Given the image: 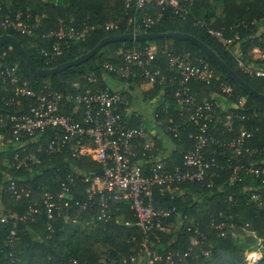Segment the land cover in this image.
<instances>
[{"label":"trees","instance_id":"obj_1","mask_svg":"<svg viewBox=\"0 0 264 264\" xmlns=\"http://www.w3.org/2000/svg\"><path fill=\"white\" fill-rule=\"evenodd\" d=\"M0 1H7L9 8L13 10L20 8L25 11L29 8L32 12V21L42 16L43 27L40 32L55 27L57 18H63L68 26L71 24L77 28L104 24L108 21L117 23V27L110 30L104 28L91 30L85 40L71 41L64 54L55 58L45 57L40 52L39 46L47 45L44 38L20 34L15 30H4L0 27V35L4 33L15 35L39 68H50L75 59L92 49L101 39L112 34L181 31L203 40L245 81L264 94V75L245 73L236 59L240 57L247 63L252 58V48L255 45L264 47V33L263 36L257 35L258 21L264 24V0H179L183 11H177L170 5L161 9L152 2L137 8L134 0H131L129 5L126 0ZM217 1L221 2L219 9H217ZM7 11L6 4L1 3L0 15ZM159 14H161L159 20L151 27L142 24L144 17H157ZM208 29L219 31L226 38H233V43L224 45L215 35L208 32ZM238 42L242 51L240 55H236L233 51V46ZM148 44L157 46L155 63L167 77L162 84L157 82L147 90L151 97L158 95L163 100L155 107L156 118L163 128L166 129L182 120L179 115L180 106L174 96L177 83L168 79L171 70L168 66L167 54L189 52L193 60L207 61L215 69L217 76L210 84L191 81L192 91H195L201 99L211 92L219 91L222 83L231 85L233 96L230 101L238 103L241 97L245 99L242 106L236 109L237 113L245 115V119L233 120L232 125L235 130L231 133V137L238 133L237 128L246 126L252 131L247 146L249 148L264 146V102L232 81L211 57L189 40L160 37L133 42H110L84 62L48 76H38L34 73L11 45L7 43L0 45V52L7 50L8 62L18 63L23 79L28 80L36 88L48 85L51 89L65 94L87 93L98 87L108 86L107 77L115 78V75L104 67L105 62L119 66L122 63V51L133 46L143 47ZM91 73L97 77L95 82L87 78ZM141 82H145L144 79L136 76L130 78L129 84ZM162 89L163 94H161ZM122 91L123 94H127L124 89ZM31 104H34L33 100L22 99L20 106L4 107L0 104V107L5 111L25 112ZM73 108L74 104H69L63 111L71 114L74 112ZM131 124L137 125L138 121L134 120ZM194 130L193 123L185 122L179 128L177 137L172 131H168L176 144L168 164L181 162L184 152L193 146L194 140L189 134ZM213 132L215 136L224 139L230 134L221 126ZM51 135L52 131H48L40 142L44 144ZM10 139L11 135H6L5 142L0 143V212L24 214L31 198L39 199L43 190L51 192L59 190V181L76 169L86 174L101 173L100 165L89 157L73 158L66 152L53 155L49 162L30 164L27 168L17 169L12 162L17 145L12 144V141L6 142ZM32 146L36 144L33 143ZM41 156L46 158L43 152ZM142 160L143 158H140L137 162ZM250 160H264V155L247 156L245 159L247 162ZM259 165L264 166V163ZM228 176L229 172L223 171L219 178H214L213 186L201 182H189L174 186L171 191L155 188V210L175 207L176 212L171 213L166 219L167 223L172 224L166 225L162 231L153 232L149 245L161 254H166L169 250L180 253L179 256L173 257V262L163 260L155 264H264V182H262L264 176H246L241 182L233 185L229 184ZM9 179L29 187L32 190V197L23 196L19 200L15 199L5 189ZM85 186L84 182H77L74 198L85 197ZM250 191H254L261 199V206L248 199ZM230 196L233 202L229 200ZM64 213L52 219V231L47 227L48 216L41 208L40 213L35 215L34 221L29 219L23 225L20 224L17 238L11 244H6L11 225L0 222V264H69L73 259L87 264H122V259L131 255L137 247V242L130 239L131 236L141 238L142 232L134 224L135 214L126 201L119 202L113 208L108 222L98 220L93 223L88 222L96 213V207L91 210L74 207L68 210L66 215ZM230 214L231 219L228 217ZM223 221L227 225L234 222L235 226L232 229L238 233H245L242 229L246 228L254 234H246L242 244L239 238L232 237L231 229L225 226L224 230L227 234L221 236L218 225ZM200 233L205 237L199 243L197 240ZM96 242L108 245L106 258L95 246ZM205 251H208L207 255ZM186 252H188L187 256L182 257ZM257 252L261 254L259 257L254 255ZM249 254H252L251 258Z\"/></svg>","mask_w":264,"mask_h":264},{"label":"built area","instance_id":"obj_2","mask_svg":"<svg viewBox=\"0 0 264 264\" xmlns=\"http://www.w3.org/2000/svg\"><path fill=\"white\" fill-rule=\"evenodd\" d=\"M126 1L129 5L131 0ZM134 2L137 8L152 2L161 9L170 5L177 11H183L179 0ZM6 7L8 11L0 15V27L44 38L47 45H40L39 49L48 58L63 55L71 41L85 40L95 28L110 30L117 27L115 21H108L104 24L77 28L71 24L68 26L63 18H57L55 27L40 32L43 27L42 16L32 21V12L29 8L23 11L20 8L11 10L9 4H6ZM160 16L161 14L157 17H144L142 24L151 27ZM208 32L215 35L224 45H230L234 41L233 38L224 37L219 31L208 29ZM157 53L158 49L154 44L133 46L122 51V63L119 66L105 62L104 67L125 85L129 84L131 77L136 76L142 77L151 86L157 82L162 84L167 77L155 63ZM8 55L7 50L0 52V104L11 107L20 106L22 99L34 101L25 112L5 111L0 107V143L5 142L6 135H11V139L6 142L12 141V144L17 145L12 160L15 168H27L30 164L49 162L53 155L66 152L73 158L89 157L100 165L101 173L86 174L76 169L59 181V190L55 192L43 190L39 199L31 198L24 214L0 212V222L11 225L6 244H11L17 238L20 224L23 225L29 219L34 221L41 208L48 216V229L53 231L52 219L63 212L66 215L71 208L91 210L96 207V213L88 222L93 223L97 220L108 222L113 208L119 202L126 201L135 214L134 224L142 234L140 239L135 235L131 236L130 239L137 242V247L131 255L123 258L121 263L155 264L163 260L173 262V257L179 256V252L173 253L169 250L166 254H161L149 245L153 232L162 231L166 225H170L166 219L171 213L176 212L175 207L155 210V188L171 189L189 182L213 186L214 178H219L223 171L229 172L230 185L241 182L246 176H264V166L259 165L264 163V160L245 161L247 156L264 155V146L261 148L247 146L252 131L246 126H240L236 129L238 133L231 137L235 130L233 120L245 119V115L236 112L245 99L241 97L238 103L231 102L233 88L224 83L221 84L219 91L198 98V94L192 91L190 82L210 84L217 76L215 69L207 61L193 60L189 52L167 54L171 70L168 79L177 83L174 96L180 106L179 115L182 120L166 129L162 127L160 121H156L155 124L164 133L172 131L175 137L185 122H191L195 126V130L189 134L194 140L193 146L184 152L180 163L172 165L168 164V160L153 155L155 129L148 128L146 116L127 113L128 100L122 90L106 86L87 93L65 94L51 89L48 85L36 88L28 80L23 79L18 63L8 62ZM260 58L264 60V47L260 48ZM236 59L245 73L264 75V69L251 68L240 57ZM87 78L93 82L97 80L94 73ZM163 92L162 89L161 94ZM69 104H74V112L66 114L63 110ZM134 120L138 121L137 125L131 124ZM220 126L230 132L226 139L215 136L213 132ZM48 131H52V135L48 136L43 144L40 141ZM33 143L36 146H32ZM42 152L46 154V158L41 156ZM139 158L145 159L148 164L137 163L136 160ZM78 181L86 184L84 198H74ZM5 189L17 200L23 196L32 197V190L29 187L20 185L13 179H9ZM254 195L255 198L258 196L255 193ZM229 200L233 202L231 196ZM256 200L258 205L262 204L260 198ZM228 217L231 219L232 215ZM228 224L223 221L218 225L220 235L226 236L224 227L228 226L232 237L237 238L238 234L232 229L235 223ZM204 237L200 233L197 241L200 243ZM187 254L188 252L182 257ZM205 254L207 255L208 251H205ZM69 264L87 263L73 259Z\"/></svg>","mask_w":264,"mask_h":264},{"label":"water","instance_id":"obj_3","mask_svg":"<svg viewBox=\"0 0 264 264\" xmlns=\"http://www.w3.org/2000/svg\"><path fill=\"white\" fill-rule=\"evenodd\" d=\"M160 37H172L180 40H189L200 47L212 60L227 74V76L240 85L243 89L249 91L251 94H254L256 97L260 98L264 102V94L257 91L254 87H252L247 81H245L233 68H231L222 58L221 56L208 44H206L203 40L198 38L197 36L181 31H168V32H129L124 34H112L103 39H101L92 49L87 51L86 53L78 56L75 59L63 62L58 64L57 66L50 68H39L32 58L30 54L26 51L23 44L19 41V39L10 33H4L0 35V45L9 44L16 49V51L20 54L26 65L38 76H48L53 75L55 73L61 72L63 70L68 69L71 66L78 65L100 49H102L107 43L116 42V41H140V40H152L154 38ZM256 257H259V253L257 252Z\"/></svg>","mask_w":264,"mask_h":264},{"label":"crops","instance_id":"obj_4","mask_svg":"<svg viewBox=\"0 0 264 264\" xmlns=\"http://www.w3.org/2000/svg\"><path fill=\"white\" fill-rule=\"evenodd\" d=\"M259 25V29L257 32V35H262L264 33V24L262 21H258L257 23ZM233 51L236 55L241 54V47L240 42L236 43L233 46ZM247 64L255 69H264V60L260 58V47L255 45L252 48V58L248 60ZM107 80V78H106ZM115 83L119 85L118 89L115 90H125L127 94H124L126 100H128V107H127V113H137L139 115H144L147 118L148 128L150 130L155 129V134L153 136V148L152 153L156 158H164L168 160V162L171 159V155L173 154L176 144L174 143L173 139L170 137L168 133H164L162 130L157 128L155 126L157 120V113L155 107L158 104H161L163 101L160 96L156 95L154 97H151L150 94L147 92L148 89L151 88V85L146 82H141L139 84H128L125 85L121 81L114 78ZM108 85V84H107ZM156 101V105L155 102ZM144 103H151L147 105V108L144 106ZM152 104H154L152 106ZM155 106V107H154ZM165 106V105H164ZM166 108V106H165ZM153 133V131H152ZM150 135V134H149ZM140 159V158H139ZM137 159V160H139ZM136 160V162H137ZM139 164H148L145 159H143L141 162H137ZM175 164V163H172ZM170 163V165H172ZM171 189H164L161 191H171Z\"/></svg>","mask_w":264,"mask_h":264},{"label":"rangeland","instance_id":"obj_5","mask_svg":"<svg viewBox=\"0 0 264 264\" xmlns=\"http://www.w3.org/2000/svg\"><path fill=\"white\" fill-rule=\"evenodd\" d=\"M36 0H33V2H35ZM4 2V4H9V3H7V1H0V4L1 3H3ZM216 5H218V8L217 9H219V8H221V2L220 1H217L216 2ZM9 7H10V5H9ZM11 10H13V8H11ZM247 64V63H246ZM251 67V66H250ZM252 68V67H251ZM106 82H107V84H108V86L109 87H111L112 89H118L119 88V85L118 84H116L115 83V80H114V78H112V77H107V80H106ZM155 102V105L157 104L156 103V101H154ZM148 104H151V103H148ZM147 103H144V106L147 108V105H148ZM154 104H152V106H153ZM155 107V106H154ZM254 191L252 192V191H250V195H249V200L250 201H252V202H257L258 203V200H256V198L257 199H259V197L257 196L256 198H255V195H254ZM258 205V204H257ZM258 206H261V204L260 205H258ZM172 224V223H171ZM245 233H238V232H235L236 234H238V237L237 238H239V241H241V243H242V241H243V239H244V237L246 236V234L247 235H251V234H254L252 231H250L249 229H246V228H243L242 229ZM258 241H259V239H258ZM243 244V243H242ZM95 246L97 247V249L98 250H100L101 252H102V254H103V256H104V258H106V254H107V250H108V245H106V244H101V243H99V242H96L95 243ZM248 250V249H247ZM247 253H249V250L247 251ZM261 255V254H260ZM249 256V258H251L252 257V254H249L248 255Z\"/></svg>","mask_w":264,"mask_h":264}]
</instances>
